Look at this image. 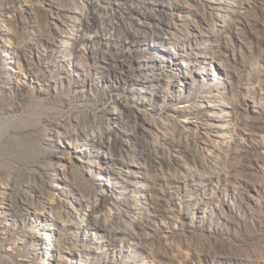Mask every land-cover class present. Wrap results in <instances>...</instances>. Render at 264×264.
<instances>
[{
	"label": "rangeland",
	"instance_id": "obj_1",
	"mask_svg": "<svg viewBox=\"0 0 264 264\" xmlns=\"http://www.w3.org/2000/svg\"><path fill=\"white\" fill-rule=\"evenodd\" d=\"M0 264H264V0H0Z\"/></svg>",
	"mask_w": 264,
	"mask_h": 264
},
{
	"label": "bare ground",
	"instance_id": "obj_2",
	"mask_svg": "<svg viewBox=\"0 0 264 264\" xmlns=\"http://www.w3.org/2000/svg\"><path fill=\"white\" fill-rule=\"evenodd\" d=\"M98 17V16H97ZM66 43V42H65ZM177 64V63H176ZM185 67V66H184Z\"/></svg>",
	"mask_w": 264,
	"mask_h": 264
}]
</instances>
